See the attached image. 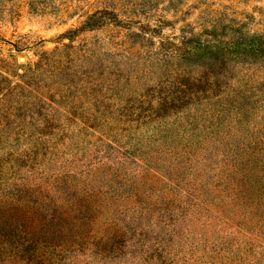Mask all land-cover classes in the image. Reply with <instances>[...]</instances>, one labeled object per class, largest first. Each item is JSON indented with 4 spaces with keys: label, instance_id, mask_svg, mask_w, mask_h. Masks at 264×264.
<instances>
[{
    "label": "rangeland",
    "instance_id": "374dc122",
    "mask_svg": "<svg viewBox=\"0 0 264 264\" xmlns=\"http://www.w3.org/2000/svg\"><path fill=\"white\" fill-rule=\"evenodd\" d=\"M0 264H264V0H0Z\"/></svg>",
    "mask_w": 264,
    "mask_h": 264
}]
</instances>
